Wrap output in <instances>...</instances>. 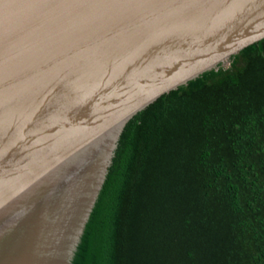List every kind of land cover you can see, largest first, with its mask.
<instances>
[{
  "label": "water",
  "instance_id": "water-1",
  "mask_svg": "<svg viewBox=\"0 0 264 264\" xmlns=\"http://www.w3.org/2000/svg\"><path fill=\"white\" fill-rule=\"evenodd\" d=\"M264 40V0H0V264H122L154 104Z\"/></svg>",
  "mask_w": 264,
  "mask_h": 264
},
{
  "label": "trees",
  "instance_id": "trees-1",
  "mask_svg": "<svg viewBox=\"0 0 264 264\" xmlns=\"http://www.w3.org/2000/svg\"><path fill=\"white\" fill-rule=\"evenodd\" d=\"M122 264H264V40L154 104Z\"/></svg>",
  "mask_w": 264,
  "mask_h": 264
},
{
  "label": "rangeland",
  "instance_id": "rangeland-1",
  "mask_svg": "<svg viewBox=\"0 0 264 264\" xmlns=\"http://www.w3.org/2000/svg\"><path fill=\"white\" fill-rule=\"evenodd\" d=\"M228 65V64H225V66Z\"/></svg>",
  "mask_w": 264,
  "mask_h": 264
}]
</instances>
